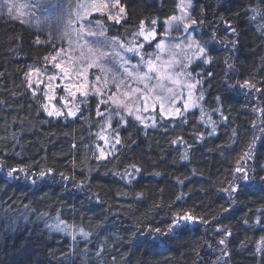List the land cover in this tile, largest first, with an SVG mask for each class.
I'll return each instance as SVG.
<instances>
[{"label":"trees","instance_id":"16d2710c","mask_svg":"<svg viewBox=\"0 0 264 264\" xmlns=\"http://www.w3.org/2000/svg\"><path fill=\"white\" fill-rule=\"evenodd\" d=\"M121 3L119 22L102 17L121 39L153 20L162 31L178 9L177 0ZM191 14L211 57L195 108L110 128L93 99L75 118L47 115L28 74L56 44L0 16V264H264V0H193ZM103 138L113 153L98 158ZM12 167L37 184L7 177ZM238 167L256 179L231 192ZM184 213L197 222L163 242L130 241Z\"/></svg>","mask_w":264,"mask_h":264},{"label":"rangeland","instance_id":"374dc122","mask_svg":"<svg viewBox=\"0 0 264 264\" xmlns=\"http://www.w3.org/2000/svg\"><path fill=\"white\" fill-rule=\"evenodd\" d=\"M177 1L178 9L172 16L177 19H171L172 17L166 19L163 22L162 31L159 30L156 20L155 25L151 24V27L143 28L145 34L152 28L155 30V37L150 36L148 40L139 35L141 29L131 36L121 39L109 35L104 26L106 36L109 39L114 38L118 44H123V47L120 48L114 45L111 48L104 49V51L112 54L115 62L99 61L98 63H104L105 67L110 70L100 71L98 67H92L87 69L84 76L78 74V69L81 64L84 67L87 65L77 59L80 54V45H83L84 41L80 40L79 44H77L75 39H73L72 44L69 45L67 39L62 40L59 34L55 32L52 36H49L45 24L42 23L46 18L54 21L61 14H66L69 11L74 13L76 5L82 3L83 0H52V6L47 10L34 7L37 0H0V16H8L31 25L39 31L41 41L52 42L59 46L46 61L44 68L33 66L28 74V80L33 92L36 94L42 93L45 103L49 105V110L60 109L65 113V116L75 118L81 106L89 102V99H93L98 105L99 113L105 116L106 123L112 111L118 110L117 103H127L135 114L142 117V123L153 125L157 121L158 114L167 118L178 117L187 111L193 110L197 104V81L202 72L201 60L203 59L197 51V44L202 47L204 45L198 37L196 23H191L194 20L191 14L193 0H191L190 7H184L181 4V0ZM9 7L12 8L11 13L8 12ZM120 7L124 10L121 0ZM109 8L112 9V15L119 18L123 16V12L112 8L111 3H109ZM89 11L90 15L87 19L99 17L100 22L103 24L102 17L104 14L94 10ZM182 16L185 18L183 20L179 19ZM77 27L78 25L73 23L69 31ZM92 27L95 29V24ZM185 28H187V31L184 30ZM87 39L91 40L92 38L87 37ZM158 42L162 43V48L156 47ZM128 47H133L135 53L128 52ZM60 48L63 51H60ZM115 53H119V55L116 56ZM52 57L56 59L53 60ZM129 58L131 63L125 64L123 61ZM149 61L154 66L152 72H149L148 69L147 62ZM57 63L61 65L60 68L54 66ZM134 65H140L141 75L148 73L147 77L138 80L135 76ZM125 68L131 69L133 76L130 77L124 71ZM61 69L68 70L66 78ZM181 72L191 73V78L185 75H178ZM95 76H99L100 80H95ZM50 77L52 78L50 79ZM85 78L88 82L87 87L77 91V87L84 82ZM190 83L196 84V87L191 89V100L188 99V84ZM117 84H119V87H116ZM145 85H147V88ZM97 89L99 90L98 92ZM148 89H151V91H148ZM83 91H87L88 95L84 96L82 94ZM72 92L76 93L75 96L71 94ZM45 93H47V96H45ZM145 96H147L146 101L144 100ZM173 99L174 103L171 102ZM114 100L116 103H114ZM145 103L147 104L146 111L144 110ZM184 103L188 104L187 110L182 107ZM161 104L164 107L163 112L160 111ZM176 108H180V115H173ZM69 109L76 113L75 116L67 115ZM121 114L126 119L129 117L127 112H122ZM154 117L155 119H153ZM116 120L117 118L113 116L111 126L114 122L117 123ZM111 126L106 123L107 128ZM101 143L102 145L96 151L97 155L100 157V153L103 151L104 156L102 158L110 156L113 153L111 143L106 138L105 140L103 138Z\"/></svg>","mask_w":264,"mask_h":264},{"label":"snow or ice","instance_id":"6c2138e0","mask_svg":"<svg viewBox=\"0 0 264 264\" xmlns=\"http://www.w3.org/2000/svg\"><path fill=\"white\" fill-rule=\"evenodd\" d=\"M109 3H111L112 8L118 9L119 12H123V8L120 7V0H83L82 3H79L76 5V11L73 13L71 11H69L66 14H61L59 16L56 17V19L53 21L50 18H46L44 21H42V23L45 24L47 31H48V35L52 36L53 33H57L59 34V36L61 37L62 40L67 39L69 45L72 44L73 39H75L76 43L79 44L80 40H83L84 43L83 45H80L79 48V56L77 57V59L83 61L84 63H86V67H84L83 64H81L80 68L78 69V74L81 76H84L85 73L87 72L88 68H92V67H98L100 71H108L110 69H107L105 67L104 63H98L99 61H105L107 63H114V57L112 56L111 53L104 51V49L107 48H111L114 45L117 47L122 48L123 44H118L114 38L109 39L104 31V25L100 22L99 17H96L95 19H87V17L90 15V11L89 10H94L98 13H102L104 15L107 16V19H114L117 22H119V17L118 16H114L112 15V9L109 8ZM181 4L184 7H190L191 6V0H181ZM52 6V0H37V3L34 5V7L37 8H42L44 10H47L48 8H50ZM62 7V6H61ZM8 12L11 13L12 12V8L9 7L8 8ZM185 17H180L179 19L183 20ZM171 19H177L176 17H172ZM75 23L78 25L77 28H72L71 31H69V28L71 27V25ZM156 21H152L151 24L155 25ZM192 24H195L196 21L192 20L191 21ZM93 24H95V29H93ZM178 27V26H177ZM140 32L139 35L143 36L145 40H148L149 37H155V30L154 28L150 29L148 31L147 34H145L144 30H143V23H141L140 25ZM185 31H187V28L184 29ZM234 32V30H233ZM73 33L75 34L73 36ZM87 37H91L92 39L89 40L87 39ZM103 38V39H101ZM51 47L57 48L59 47L58 45H53L50 44ZM142 47V46H141ZM157 48H162L163 45L162 43H157L156 44ZM86 49V51H85ZM60 51H63L62 48H60ZM128 52H133L135 53V49L133 47H128L127 48ZM197 51L200 54V56L203 58L201 60L202 64H208L211 63V57L208 54V52L206 51L205 47L200 46L199 44H197ZM116 56L119 55V53H115ZM47 59V58H45ZM53 60H55V57H52ZM125 64H130L131 63V59H125L123 61ZM148 63V69L149 72H152L154 69V66L151 64V62H147ZM56 68H60L61 65L59 63L54 65ZM133 68L135 69V76L138 80H142L144 77H147L148 73H143V76L141 75V66L140 65H134ZM61 71L64 73L65 78L68 76V70L67 69H61ZM124 71L131 77L133 76V71L129 68H125ZM178 75H185L191 78V73H186V72H181L178 73ZM208 75H211V73H208ZM52 77H50L51 79ZM194 79V78H192ZM95 80H100L99 76H95ZM87 79L85 78L84 82L82 84H80L77 87V91H80L82 89H85L87 87ZM198 83V81H197ZM29 87H31V84H29ZM49 87H51V85H49ZM76 87V86H74ZM116 87H119V84L116 85ZM145 87L147 88V85H145ZM189 87V97L188 99L191 100L192 99V95H191V89L196 87L195 83H190L188 84ZM240 87H245V88H255V85L250 84L248 81H245L243 85H240ZM66 90H68L66 88ZM99 90L97 89V92ZM148 91H151V89H148ZM171 91V90H169ZM257 91H259V89H257ZM35 95V92L33 93ZM73 96H75V92L71 93ZM84 96H87L88 93L87 91H83L82 93ZM45 96H47V93H45ZM159 99V97H157ZM202 98V96H201ZM144 100H147V96L144 97ZM217 100L219 101V97H217ZM172 103H174V99L171 101ZM114 103H116V101L114 100ZM182 107L187 110L188 108V104L184 103L182 105ZM43 108L44 110L47 112L48 116H55V117H60V116H64L65 113L63 111H61L60 109H54V110H49V105L47 103L43 104ZM117 109L118 110H113L111 115L107 118L106 123L109 124V126H111V119L113 116H115L117 118L116 122L117 124H128L129 121L125 118L124 115H122V112H127V115L130 117H133L134 120L136 121H141L142 117L140 115H137L133 112L132 108L129 106V104L127 103H117ZM144 110H147V104L145 103V108ZM138 111V110H137ZM160 111L163 112L164 111V107L163 104H161L160 106ZM75 112L71 109H69L67 111V115L68 116H75ZM173 115H180V108H176L175 112L173 113ZM155 119V117L153 118ZM186 122V121H184ZM118 136V133H117ZM115 143H120L119 139L117 138L115 140ZM104 156L103 151H101L100 153V157L98 158H102ZM186 158V157H185ZM3 161H0V171H3ZM136 172L139 171V169H134ZM236 172L240 173L239 176H234L233 177V182L236 184L235 188H231V192H236L238 187L240 186L241 183H252L255 181L256 177L255 174H253L251 177L248 174V170L245 169L244 167H238L235 169ZM52 172V169H49L47 172L46 171H39L38 173V179L39 180H44L45 177ZM15 174V175H14ZM20 174H23V176H21ZM7 177L13 179V180H20V179H25V180H29L31 182V184L35 185L37 184V178H34L37 174H33L30 171H26L23 167L20 168H16V167H12L9 168L6 172ZM63 175V174H61ZM262 180H264V177H261ZM225 191H229V189H225ZM230 192V195H231ZM179 199V197L177 198ZM232 202L234 203V199L232 200ZM224 211H228L227 208L224 209ZM202 220V218H199ZM198 220L197 217H194L193 215L189 214V213H184V214H177L171 221V223L168 225V228L166 231H161V229L159 227L157 228H149L147 231H143V230H138V235L136 234V232L133 233V235L130 237V241H141V242H145V243H151V244H155L157 241L159 242H163L162 238L166 235H169L171 233H174L177 229H183V228H187L189 226L190 223H196ZM205 223H207L206 221H204ZM62 229H60L59 225H57V231H60ZM217 231H220V229H217ZM82 234L84 235L85 238L88 237V233H84L83 230L81 229ZM153 233H158L159 235H154ZM228 235H230V232L226 233ZM73 239H75V237H73ZM221 244H224L225 241L224 240H220ZM257 250L259 251V247L257 248Z\"/></svg>","mask_w":264,"mask_h":264}]
</instances>
